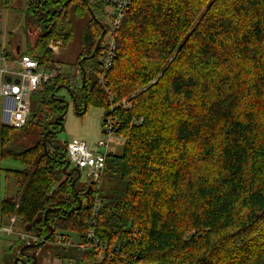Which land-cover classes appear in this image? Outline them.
<instances>
[{
  "label": "trees",
  "instance_id": "trees-1",
  "mask_svg": "<svg viewBox=\"0 0 264 264\" xmlns=\"http://www.w3.org/2000/svg\"><path fill=\"white\" fill-rule=\"evenodd\" d=\"M71 2L78 16L88 14L78 76L62 69L42 83L22 127L0 121V159L24 166L12 171L19 188L0 213L17 217L34 242L51 227L41 245L52 243L50 255L61 261L264 264V0H133L113 33L102 83L109 28L100 3L39 0L30 9L40 8L45 31L22 54L44 68L65 66L48 43L62 39L61 53L73 36L64 11ZM61 89L76 114L93 105L104 109L103 121L117 119L123 149L107 153L95 183L79 186L76 169L63 170ZM122 99L131 106L117 107ZM24 134L35 142L18 144ZM91 228L106 246L102 258L81 247ZM23 245L4 251L2 263L14 264Z\"/></svg>",
  "mask_w": 264,
  "mask_h": 264
},
{
  "label": "rangeland",
  "instance_id": "rangeland-1",
  "mask_svg": "<svg viewBox=\"0 0 264 264\" xmlns=\"http://www.w3.org/2000/svg\"><path fill=\"white\" fill-rule=\"evenodd\" d=\"M39 0H9L6 5L0 4V51L3 53L14 51L18 46L22 52L26 50L27 45L34 44L37 35L45 31L44 23L40 17L43 16L40 8L39 13H35L30 7L38 6ZM57 1V0H51ZM75 3L71 2L64 11L67 13L66 21L71 25L73 36L66 44V48L59 53L58 59H61L65 66L62 68L65 72L78 76V67L76 57L82 46L84 38V28L88 20V14L84 13L78 16L74 11ZM50 8V7H49ZM109 20L106 19L103 24L109 28ZM111 37L110 30L104 36V42ZM79 85V83H77ZM39 88L30 94V108H35L39 101ZM68 102V108L64 115L63 130L57 133L59 142H71L74 139L84 141L89 149L97 150L96 143L100 139L106 138L104 134L103 116L104 109L89 105L87 111L82 114H76L71 96L67 89H61L58 92ZM4 99H0V116H3ZM36 138L32 135L24 134L17 143L30 146ZM124 146V139L114 133L110 135L109 151L120 153ZM100 151H103L101 148ZM23 164L12 158L0 159V202L9 198L17 192L19 185L16 182L12 171L22 170ZM74 169L72 164L69 170ZM78 176V175H77ZM98 181V180H97ZM96 181V182H97ZM86 182L85 173L81 172L78 176V185L82 186ZM0 224L7 226L13 234H3L0 237V264L2 263L3 253L14 245L16 241H21L17 236L23 233L22 226L17 217H8L0 213ZM71 239V238H70ZM21 243V242H20ZM51 246L45 244L26 251L33 253L38 257L34 264H44V258H53L50 255ZM54 259V258H53ZM55 260V259H54ZM77 264L75 261H54L53 264ZM15 264V263H14Z\"/></svg>",
  "mask_w": 264,
  "mask_h": 264
},
{
  "label": "built area",
  "instance_id": "built-area-1",
  "mask_svg": "<svg viewBox=\"0 0 264 264\" xmlns=\"http://www.w3.org/2000/svg\"><path fill=\"white\" fill-rule=\"evenodd\" d=\"M90 1L102 5L106 19L110 22L111 37L103 43V49L99 56L101 70L99 81L102 83L114 58L116 44L113 33L120 27L124 14L133 0ZM61 46L62 39L52 38L48 43V48L55 55H59ZM16 48L11 51L13 55L10 56L0 51V99H4L3 116L2 118L0 116V121L13 127H22L25 125L30 113V94L41 88L42 83L58 75L62 70V66L56 65L55 68H44L36 58L16 51ZM116 106L126 109L131 106V103L128 99H122ZM116 122V118L106 117L104 119L103 125L106 138L97 141V150L89 149L84 141L77 139L68 142L66 145L69 165L72 164L79 171V174L84 172L86 181H89L90 184L99 179L104 168L105 158L109 152L110 135L115 129ZM101 148L103 151H100ZM3 234L13 233L7 226L0 224V237ZM17 237L25 244L34 242V236L27 232L19 233ZM56 242L64 246L72 245L71 239L64 240L60 236H57ZM81 247L82 249L96 248L97 251H100V257L102 258L106 246L95 236L94 229L91 228L88 230Z\"/></svg>",
  "mask_w": 264,
  "mask_h": 264
},
{
  "label": "water",
  "instance_id": "water-1",
  "mask_svg": "<svg viewBox=\"0 0 264 264\" xmlns=\"http://www.w3.org/2000/svg\"><path fill=\"white\" fill-rule=\"evenodd\" d=\"M53 13H54V12H53ZM100 24H101V23H100ZM101 26H103V25L101 24ZM98 43H99V41L97 42L96 47L98 46ZM96 47H95V48H96ZM83 78H84V74H83ZM58 131H60V130H58ZM42 143H43V145H45V142H44V141H43ZM68 166H69V161H67V163L65 164L63 170L65 171L66 168H68ZM75 171L78 172V176H79V171H78L77 169H76ZM51 233H52V228L50 227V228H49V233H48L45 237H43L42 240H40L39 242H32V243H29V244H25V245H23V246L20 248V250H19L20 255H23L25 249H28V248H34V247H37V246L43 244V243L47 240V237H48ZM32 258H33V261H32L30 264H34V263L36 262V260H37V258H36L35 256H32ZM19 262H21V263L23 262V260H22V258H21L20 256H19V257H16V258L14 259V263H15V264H18Z\"/></svg>",
  "mask_w": 264,
  "mask_h": 264
},
{
  "label": "flooded vegetation",
  "instance_id": "flooded-vegetation-1",
  "mask_svg": "<svg viewBox=\"0 0 264 264\" xmlns=\"http://www.w3.org/2000/svg\"><path fill=\"white\" fill-rule=\"evenodd\" d=\"M50 246L53 245L52 243H50ZM32 256H35L38 260V257L36 255H34L33 253H29L28 251H24L23 255H20V257L22 258L23 262H19L18 264H30L33 261ZM55 260H58L57 258H54ZM53 258H44L45 263L44 264H53L54 260ZM36 260V261H37ZM61 264V263H60Z\"/></svg>",
  "mask_w": 264,
  "mask_h": 264
},
{
  "label": "crops",
  "instance_id": "crops-1",
  "mask_svg": "<svg viewBox=\"0 0 264 264\" xmlns=\"http://www.w3.org/2000/svg\"><path fill=\"white\" fill-rule=\"evenodd\" d=\"M16 51H20V52L22 53V50H21L20 47H17V48H16ZM11 55H13L12 52H11ZM55 261H59V262H61V260H55ZM59 264H60V263H59Z\"/></svg>",
  "mask_w": 264,
  "mask_h": 264
}]
</instances>
